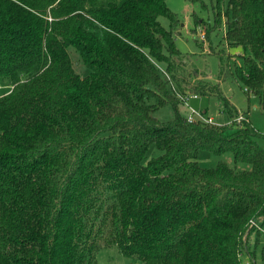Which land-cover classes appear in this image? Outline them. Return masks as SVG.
I'll list each match as a JSON object with an SVG mask.
<instances>
[{"label":"trees","instance_id":"16d2710c","mask_svg":"<svg viewBox=\"0 0 264 264\" xmlns=\"http://www.w3.org/2000/svg\"><path fill=\"white\" fill-rule=\"evenodd\" d=\"M213 1L208 38L224 23L243 51L218 54L219 81L264 105V0ZM179 27L167 0H0V264H99L108 247L143 264H256L260 134L184 63ZM192 95L216 97L229 124L190 123ZM201 150L248 167L204 168Z\"/></svg>","mask_w":264,"mask_h":264},{"label":"rangeland","instance_id":"374dc122","mask_svg":"<svg viewBox=\"0 0 264 264\" xmlns=\"http://www.w3.org/2000/svg\"><path fill=\"white\" fill-rule=\"evenodd\" d=\"M213 0H202L198 2H190L188 0H167V6L171 12L177 15L180 21L179 32L175 37L177 49L182 54V59L186 65L195 71L199 78L211 83H220L223 94L230 99L232 104L240 112H247L250 121L255 129L259 132V144L264 147V105L259 98L248 94L245 91L244 85L238 80L219 81L220 58L219 53L225 54H242L241 48H228L225 41L224 23L221 29H213L210 32V38L206 34V25L213 26L215 23V15L213 10ZM159 22L166 29H171V20L166 16L159 17ZM224 22V20H223ZM204 36V39L202 38ZM74 56H76L74 54ZM239 63L241 58L235 57ZM77 61V57L75 58ZM78 65V64H77ZM79 72L87 74L88 70L84 65L77 66ZM8 87L0 80V96L9 92ZM198 112L205 114L206 117H211L213 122L218 125H228L229 118L222 111V103L214 96H199L190 98L187 103ZM188 105L183 103L180 106V111L183 115L188 116ZM157 116L161 119L171 118L172 112L170 108L165 107ZM229 133H231L229 131ZM158 154L155 146H152L148 151V158ZM198 160L204 168H214L220 160L226 161L230 166L237 169H245L247 164L235 163L232 153H226L223 156H216L208 150H201ZM256 232H253L250 237L249 245L252 256L256 264L263 262L264 250V234L260 236L259 242ZM252 255V254H250ZM99 264H143L141 261L134 258L123 256L116 247L101 248L97 254ZM250 257L247 253L243 256L244 263L250 262Z\"/></svg>","mask_w":264,"mask_h":264},{"label":"built area","instance_id":"2783aa9c","mask_svg":"<svg viewBox=\"0 0 264 264\" xmlns=\"http://www.w3.org/2000/svg\"><path fill=\"white\" fill-rule=\"evenodd\" d=\"M202 38L204 39V36H202ZM190 98H197L196 95H192V96H188L184 99V103L186 105H188V100ZM189 108V114H188V121L190 123L196 122V121H203V122H208V123H213V119L211 117H206L205 114L198 112L196 109L192 108L191 106L188 105ZM244 119L243 116H240L237 118V121H242ZM252 225L254 226L255 223L254 221L251 222ZM246 264H249L248 262Z\"/></svg>","mask_w":264,"mask_h":264}]
</instances>
